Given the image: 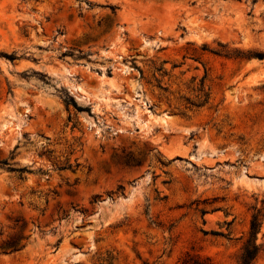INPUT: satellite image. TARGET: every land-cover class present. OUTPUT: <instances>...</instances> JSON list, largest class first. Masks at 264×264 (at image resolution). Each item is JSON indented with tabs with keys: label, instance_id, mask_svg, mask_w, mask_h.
<instances>
[{
	"label": "rangeland",
	"instance_id": "1",
	"mask_svg": "<svg viewBox=\"0 0 264 264\" xmlns=\"http://www.w3.org/2000/svg\"><path fill=\"white\" fill-rule=\"evenodd\" d=\"M253 217L264 264V0H0V264H237Z\"/></svg>",
	"mask_w": 264,
	"mask_h": 264
},
{
	"label": "trees",
	"instance_id": "2",
	"mask_svg": "<svg viewBox=\"0 0 264 264\" xmlns=\"http://www.w3.org/2000/svg\"><path fill=\"white\" fill-rule=\"evenodd\" d=\"M259 223L257 217H253L250 224L249 239L242 248L241 255L237 264H253L259 251L260 245L256 244V233L258 231Z\"/></svg>",
	"mask_w": 264,
	"mask_h": 264
},
{
	"label": "bare ground",
	"instance_id": "3",
	"mask_svg": "<svg viewBox=\"0 0 264 264\" xmlns=\"http://www.w3.org/2000/svg\"><path fill=\"white\" fill-rule=\"evenodd\" d=\"M161 120H164V119H161ZM164 122V121H163Z\"/></svg>",
	"mask_w": 264,
	"mask_h": 264
}]
</instances>
